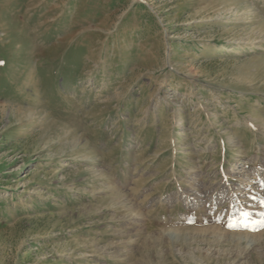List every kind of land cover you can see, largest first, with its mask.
Listing matches in <instances>:
<instances>
[{
    "label": "rangeland",
    "instance_id": "374dc122",
    "mask_svg": "<svg viewBox=\"0 0 264 264\" xmlns=\"http://www.w3.org/2000/svg\"><path fill=\"white\" fill-rule=\"evenodd\" d=\"M261 221L264 0H0V264H264Z\"/></svg>",
    "mask_w": 264,
    "mask_h": 264
},
{
    "label": "snow or ice",
    "instance_id": "6c2138e0",
    "mask_svg": "<svg viewBox=\"0 0 264 264\" xmlns=\"http://www.w3.org/2000/svg\"><path fill=\"white\" fill-rule=\"evenodd\" d=\"M248 217H249V213H248V212H242V213H241V220H242L243 225H244L245 227H247L248 224H249ZM260 223H261V226H264V221H261ZM230 226H231V225H230Z\"/></svg>",
    "mask_w": 264,
    "mask_h": 264
}]
</instances>
